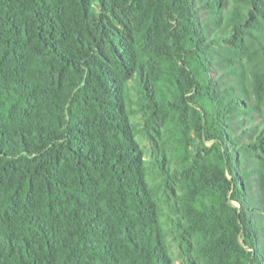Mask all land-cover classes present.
Listing matches in <instances>:
<instances>
[{
    "label": "trees",
    "instance_id": "16d2710c",
    "mask_svg": "<svg viewBox=\"0 0 264 264\" xmlns=\"http://www.w3.org/2000/svg\"><path fill=\"white\" fill-rule=\"evenodd\" d=\"M255 113L264 0H0V264H264Z\"/></svg>",
    "mask_w": 264,
    "mask_h": 264
},
{
    "label": "rangeland",
    "instance_id": "374dc122",
    "mask_svg": "<svg viewBox=\"0 0 264 264\" xmlns=\"http://www.w3.org/2000/svg\"><path fill=\"white\" fill-rule=\"evenodd\" d=\"M243 63H246L245 60H243ZM219 72H212L211 76L213 78H217L219 80L223 79L218 76ZM261 113H255L252 118H254V121L256 123H264V118L260 115ZM254 122V123H255ZM254 123H250V126H254ZM130 125L131 129L134 134V139L138 143L139 149L142 151L143 158H147V154L152 151L154 148L159 146L160 141L156 139L152 133H150V130H148L145 122L143 121L142 112L138 108L137 104L136 106H132V111L130 115ZM235 127H239V124H235ZM191 139L192 143L199 147L200 151H202L203 146L201 145V142L195 138L193 133L191 132ZM205 147H209L210 145L208 143L204 144ZM146 154V155H145ZM251 160L250 164H252V161H261L260 156H251L249 158ZM253 180L251 181L252 187L248 189L247 193L243 192L244 198L247 200H250L252 203V206H249V213L255 217V219L263 218L264 219V184L260 181L259 177H253ZM158 183L154 185L156 187ZM245 189V188H244ZM175 193L176 190H174ZM159 196L165 200V197H163L162 190H158ZM257 203L260 204V208L257 207ZM165 232L167 234L165 245L166 249L168 251V254L173 262V264H184V261L186 260V253H184L179 246L177 245V242L173 239L172 235H170L168 227L165 226Z\"/></svg>",
    "mask_w": 264,
    "mask_h": 264
}]
</instances>
